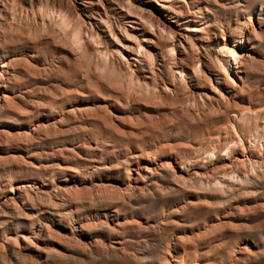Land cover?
Masks as SVG:
<instances>
[{
    "label": "rangeland",
    "instance_id": "obj_1",
    "mask_svg": "<svg viewBox=\"0 0 264 264\" xmlns=\"http://www.w3.org/2000/svg\"><path fill=\"white\" fill-rule=\"evenodd\" d=\"M14 1H17L16 4H18L20 0ZM48 1L51 2L52 0H39V4L43 6H51L54 4L57 6L59 4L58 2H60V0H54L57 2L56 4L54 1L49 4ZM76 1L81 3L82 8L77 11L80 14L79 19L81 17H83L81 19H87V12L91 8H95L106 11L110 15L117 31L116 25L122 20L125 26H129L128 28L134 24L127 22L125 19L121 20L119 15L120 12L124 11L121 10L118 3H126V0ZM90 1L92 2L89 3ZM173 1V10L178 14L180 23L176 27L177 31L179 34H189L188 36L191 38L190 41L185 43L188 49L185 52L187 55L181 56L182 63L187 65L192 61H196V59H200L201 64L199 66L203 68V72L209 78L211 77V83L215 82V73L217 70L216 58L220 55V50L224 44L220 36L224 33L235 35L234 28L238 22H242L243 20L253 22V25L258 30H256L258 34L255 37L248 36V48L244 52L247 55L246 75L242 81H239L243 90L240 97L234 103L224 108V110L222 109L223 111H218L215 107L214 112L206 113L207 117L206 114H197L194 117L193 115H189V117L182 109L186 106V103L188 105L193 101V97L197 94L196 92L205 91V89L207 90L210 87L211 84H208V80H205L203 77L197 80L194 77H188L190 88L187 89L185 86H177L174 92L167 93L161 89L163 83L171 82V77L165 70L156 73V76H154L155 74L152 75L149 71L141 70L140 72L136 70L135 76L141 78V95H139L142 97L145 96V99L140 96H133L129 100L125 99V102L124 97L126 98V95L124 96L120 92L126 93L128 91L129 80L127 78L129 70L123 64L121 65V62L118 60L109 62L104 66L94 50L87 55L71 54L67 46L63 49L54 43L33 41L37 33L21 32L20 30L18 31L20 33H18L16 31L18 33L17 35L20 36L17 38L11 51L22 53L25 58L15 69V81L8 88L17 94L19 98L18 110L25 114L24 118L32 124H40L41 127L37 130L36 134L32 135L19 134L18 136L14 132L11 134H6L4 131L0 132V241L7 237L13 238L15 235L22 237L21 235L26 234L27 236L28 232L32 229L43 228L45 229L43 232H46L47 236L44 242L39 245L42 249L41 251L44 252L43 257L51 264H75L76 259L81 255V250L86 249V246H89L90 243L92 245L91 247H98L99 245L102 246L103 243L115 242L118 236L108 231L98 221V217L102 219V214L108 213L106 209L102 208L97 212H90L85 209L84 212L76 214L73 213L72 209H74V206L71 202H68L67 196L77 194L79 191L77 194L78 198L76 199L84 202L89 198H110L111 196L109 194L113 195L114 191L120 189L122 184L127 181L121 168L122 163L125 159L129 160L136 154L141 153V163L143 162V157H146L151 162L159 163L163 159L164 161H170L172 166L170 165L171 169L168 166L159 168L156 173L157 175L153 174L149 181L150 183L152 182L150 186L156 191L160 190V192L158 191L152 198L145 197L141 198V200H136L133 209H128L123 213L131 220V223L128 225L129 227L127 226L128 228H125L123 235L126 248L130 253L141 257L144 264H156L157 257L167 248L166 243L168 244L175 236H182L186 245L190 246L194 244L197 246L199 253L204 254L205 260L209 264H264V254L261 255V253H264V7L262 6L264 5V0H259V2L258 0ZM142 2L146 4L145 0H142ZM221 4L225 7L221 6ZM142 6L145 7L144 5ZM145 11L151 14L153 12L154 15L161 14V11L154 4L151 7L152 12L148 9H145ZM185 20H189V22L184 23ZM18 23L22 25L20 21ZM188 24L197 25L202 29V33L198 32L197 34L199 36H194L195 32L187 29ZM118 33L119 35L121 34L119 31ZM238 35L240 36L239 33ZM197 37L199 38L197 39ZM103 42L112 47L110 40L106 41L104 39ZM188 43L196 44L198 49L192 47V50L187 46ZM17 44L20 45L18 46ZM194 50H197V52L194 53ZM170 62L167 60L168 65H170ZM86 66H88L87 69L90 68V70L88 69V75L86 74ZM92 70L93 73L91 72ZM117 70L119 71L117 72ZM105 71L106 73H104ZM109 73L113 75L110 76ZM231 75L236 77L233 71H231ZM82 77L84 79H81ZM144 81L149 86H153L151 88L152 91L149 87L148 89L146 87L144 88ZM156 85H158L157 87L159 89H157ZM113 86L115 88L118 87V91ZM153 89L155 90L153 91ZM144 91L146 92L144 93ZM190 91L191 93H189ZM131 93L133 94V91ZM160 93L161 95H159ZM46 97L51 98V100L49 99L50 104ZM53 98L55 100L52 101ZM117 100L120 101L121 105ZM44 105L45 107H43ZM48 106L50 108H47ZM230 107L233 108L230 109ZM239 109L245 111L242 117H240L241 120L243 118L242 121L240 120L241 122L239 121L240 118L234 117L235 111ZM109 112L113 116L109 117ZM192 117L193 119H191ZM202 117L203 119H201ZM60 118L62 121L59 120ZM11 120L19 123L22 122L21 124L24 123L20 119L11 118ZM89 122L91 123L89 124ZM82 127L85 128V131ZM26 136L28 139H24ZM239 138L241 139L240 142L238 141L240 140ZM34 140L37 141L35 142ZM50 143L53 144L51 145ZM232 150L233 152H231ZM235 154L242 159L245 158L243 159L244 166L241 165L243 163H240L242 161L236 162L232 160ZM154 155H157V158ZM257 164L261 165L256 167ZM73 165H75V168ZM225 165L232 166L226 167ZM222 166H225V168L223 167L221 169ZM175 171L176 174L174 173ZM195 171L198 173L201 172L204 175L201 173L198 175ZM174 174L178 176H174ZM180 174H183L181 178H179ZM255 174H258L261 179L258 178L257 180L256 178L258 176ZM236 177L240 181H235ZM253 177L256 178L253 179ZM212 183L216 184L212 185ZM240 183L246 185L242 186ZM221 184L222 186L220 188ZM73 186L74 188H72ZM207 187L208 189H206ZM89 188H91V192ZM111 189H113V193H111ZM102 190L105 192L99 194L98 192ZM17 193L18 195L22 194L21 196H23L27 204L22 210L16 212L19 217L16 216L10 207H5L4 205L9 202V198L12 195ZM92 194L97 196H92ZM231 194L233 195L230 196ZM28 199H32L31 202ZM57 204L60 205L57 207ZM28 215L31 216L29 217ZM31 220L34 221L32 226L29 225ZM136 221H141V228L137 227ZM226 221L229 223L227 222L226 224ZM154 223L160 224L156 228L149 227V224ZM230 228L231 230H229ZM233 228L235 229L232 230ZM236 229L237 231H235ZM203 232L205 235L202 234ZM29 242V240L23 241L20 239L12 243L10 247L6 245V247L0 248V264H8V262L2 259L4 254L6 257L8 256L6 260L38 258V251L33 248L34 245L31 246L28 244ZM231 248L235 249L233 250ZM172 249L173 252L177 251L174 248ZM242 249L244 252L241 251ZM260 251L262 252L260 253ZM234 252L235 254H233ZM188 262L189 260L187 259L186 264Z\"/></svg>",
    "mask_w": 264,
    "mask_h": 264
},
{
    "label": "bare ground",
    "instance_id": "obj_2",
    "mask_svg": "<svg viewBox=\"0 0 264 264\" xmlns=\"http://www.w3.org/2000/svg\"><path fill=\"white\" fill-rule=\"evenodd\" d=\"M41 1V0H40ZM43 1V0H42ZM54 1V0H52ZM49 2L50 3H52ZM75 1V2H74ZM67 1V0H60L57 6L53 5H41L39 4V0H20L18 4L14 0H0V132L7 133H16L18 134H36L37 130L41 127V125L32 124L28 122L24 117L25 114L19 112L18 104L19 98L17 94L9 89L8 87L11 86L15 81V69L21 64L23 59L25 58L22 53H18L15 51H11L16 43L17 38L20 35H17L19 30L21 32H33L37 33L34 37L33 41H43L45 43H54L59 48L65 49L67 46L69 52L71 54H89L91 51H95L97 56L101 59L100 62L107 65L109 62H115L114 60H118L123 64L125 68L129 70L128 72V91L126 93H122L124 96V101L129 98H133V96H140L141 94V78L135 76L136 70L149 71L152 75L156 76V73L165 70L166 73L171 77V82L163 83L162 90L163 92H174L176 87L178 86H185L187 89L190 88L188 84V77H194L197 80L200 77H203L208 84H211L210 87L205 91L196 92V96H194L193 101L182 109L185 113L189 115L196 116L197 114H209L216 110H224L227 106L231 103H234L237 98L240 97L242 94V86L239 81H242L246 75V58L247 55L244 54L247 47L248 36H256L258 34L256 32V28L253 25V22H249L247 20H243L242 22L234 23L235 28L234 31L236 32L235 35L231 34H222L220 38L224 41L223 47L220 50V55L216 58V73H215V82L211 83L212 80L203 72V68L199 65L201 64L200 59H196V61H192L190 64L184 65L182 63V57L187 55L186 44L190 41L189 34L181 33L179 34L177 31V26L179 23V16L176 11L173 10V0H145L146 4L142 2V0H126V3H118V6L124 12H120L119 15L122 19H125L127 22L134 23L130 25V28L123 24V20L120 21L119 24L116 25L118 31L121 33L119 35L118 31L115 29L114 23L110 18V15L106 11H101L99 9L91 8L87 12V19H80L78 18L80 14L77 12L81 8V3L79 1ZM82 1V0H80ZM120 1V0H119ZM202 1V0H200ZM214 1V0H213ZM217 1V0H215ZM221 1V0H220ZM47 2V1H46ZM55 4L57 3L54 1ZM53 2V3H54ZM90 1L89 3H91ZM96 2V1H95ZM104 2V1H103ZM174 2V1H173ZM186 2V1H185ZM219 2V1H218ZM217 2V3H218ZM259 2V0H258ZM216 3V4H217ZM93 4V3H92ZM150 4V5H147ZM156 5L157 9L160 10V15H154L151 11V7ZM219 4V3H218ZM144 5L145 7H143ZM188 5V4H187ZM221 6H223L221 4ZM264 7V5H262ZM189 8L188 6H186ZM225 7V6H223ZM145 9H148L152 12H146ZM260 9V8H259ZM179 10V9H178ZM189 10V9H188ZM84 12V11H83ZM190 12V11H189ZM157 13V12H156ZM205 13V12H204ZM82 15V14H81ZM164 16V17H163ZM169 16V17H168ZM173 18V19H170ZM136 19V20H135ZM260 19V18H259ZM237 20V19H236ZM253 20V19H252ZM21 22L19 24L18 22ZM189 20H185L184 23H188ZM191 22V21H190ZM230 22V21H229ZM236 22V21H235ZM18 23V24H17ZM116 24V22H115ZM229 24V23H228ZM227 24V25H228ZM187 29L192 32H195L194 36H199L197 33H202V29L199 28L197 25L188 24ZM264 27V26H263ZM186 29V28H185ZM186 29V30H187ZM260 29V28H259ZM221 30V29H220ZM227 30V28H226ZM16 31L18 33H16ZM258 31V30H257ZM261 31V30H260ZM224 32V31H223ZM240 34V36L238 35ZM23 34V33H22ZM25 35V34H24ZM31 35V34H30ZM33 35V34H32ZM193 35V34H190ZM214 35V34H213ZM180 36V38H179ZM23 37V35H22ZM26 37V36H25ZM29 37V34H28ZM33 37V36H32ZM193 37V36H192ZM262 37V36H261ZM27 38V37H26ZM195 38V37H194ZM199 37H197L198 39ZM24 39V37H23ZM30 39V38H29ZM110 40L112 43V47L108 46L103 42ZM193 39V38H192ZM215 39V38H214ZM218 39V38H217ZM256 39V38H255ZM19 40V39H18ZM195 40V39H194ZM23 41V40H22ZM29 41V40H27ZM32 42V41H31ZM103 44V45H102ZM18 45V44H17ZM20 45V44H19ZM18 45V46H19ZM48 45V44H47ZM192 49V47L198 49L197 45L192 43L187 45ZM22 47V46H21ZM47 48V47H46ZM25 49V48H24ZM39 49V48H38ZM61 50V49H60ZM180 50V51H179ZM193 50V49H192ZM195 51V50H194ZM37 52V51H36ZM35 52V53H36ZM197 50L194 52L196 53ZM93 53V52H92ZM30 54V53H29ZM37 54V53H36ZM63 56V55H62ZM93 56V55H92ZM249 56V55H248ZM251 56V55H250ZM38 57V56H37ZM193 57V59H194ZM84 58V57H83ZM158 58V62H157ZM28 59V58H27ZM78 59V58H77ZM38 60V59H36ZM72 60V59H71ZM76 60V58H75ZM97 60V59H96ZM167 60L171 61L170 65L167 64ZM251 60V59H250ZM29 61V60H28ZM60 61V60H59ZM34 62V61H33ZM38 62V61H37ZM185 62V61H184ZM189 62V61H188ZM89 63V62H88ZM137 65L134 66V64ZM252 63V62H251ZM67 65V64H66ZM87 65V64H86ZM94 65V64H93ZM117 65V64H115ZM23 66V65H22ZM38 66V65H37ZM89 66V65H88ZM86 66V69L87 67ZM35 67V66H34ZM101 67V66H100ZM111 67V66H110ZM109 67V68H110ZM251 67V66H249ZM38 68V67H37ZM41 69V68H40ZM79 69V68H78ZM81 69V68H80ZM85 69V71H86ZM90 70V68H88ZM88 69L86 74L88 75ZM103 69V68H102ZM101 69V70H102ZM112 69V68H111ZM114 69V68H113ZM123 69V68H118ZM83 70V69H82ZM100 70V69H99ZM106 70V68H105ZM116 70V69H115ZM57 71V70H56ZM55 71V72H56ZM84 71V70H83ZM96 71V70H95ZM119 70H117L118 72ZM231 71H233L234 76L231 75ZM251 71V70H250ZM38 72V70H37ZM93 73V70L91 71ZM90 72V73H91ZM109 72V70H108ZM126 72V71H125ZM84 73V72H83ZM106 73V71L104 72ZM113 73V72H112ZM54 74V73H53ZM52 74V75H53ZM76 74V72H75ZM85 74V73H84ZM110 74V73H109ZM122 74V73H121ZM108 75V74H106ZM105 75V76H106ZM113 74H110L112 76ZM146 75V74H145ZM55 76V75H54ZM118 76V75H117ZM149 76V75H148ZM119 77V76H118ZM141 77V76H140ZM145 77V76H144ZM54 78V77H53ZM101 78V77H100ZM81 79H84L83 77ZM105 79V78H104ZM87 80V79H86ZM117 80V77H116ZM115 80V81H116ZM154 80V78H153ZM169 80V79H168ZM193 80V79H192ZM85 81V80H84ZM119 81V80H118ZM143 81V80H142ZM155 81V80H154ZM190 81V80H189ZM112 82V81H111ZM157 82V81H156ZM155 82V83H156ZM159 82V81H158ZM194 82V81H193ZM50 83V82H49ZM121 83V82H120ZM126 83V82H125ZM152 83V80H151ZM123 84V83H122ZM109 85V84H108ZM115 85V84H114ZM120 85V84H119ZM116 85V86H119ZM126 85V84H125ZM154 85V84H153ZM193 85V84H192ZM39 86V85H38ZM46 86V85H45ZM158 85H156L157 87ZM149 87L151 90V85L149 86L146 81H144V88ZM160 87V86H159ZM45 88V87H44ZM87 88V87H86ZM112 88V87H111ZM113 88L116 90L118 87ZM121 88V87H119ZM125 88V87H124ZM184 88V87H183ZM185 88V89H186ZM46 89V88H45ZM95 89V88H93ZM157 89H159L157 87ZM182 89V87H181ZM21 90V89H20ZM96 90V89H95ZM133 91V94L131 93ZM143 90V89H142ZM149 90V91H150ZM155 89H153L154 91ZM196 90V89H195ZM26 91V90H25ZM74 91V90H73ZM71 91V92H73ZM118 91V89H117ZM152 91V90H151ZM150 91V92H151ZM161 91V90H159ZM98 92V91H97ZM146 91H144L145 93ZM22 93V92H21ZM74 93V92H73ZM96 93V92H95ZM143 93V92H142ZM148 93V92H147ZM146 93V95H147ZM158 93V92H157ZM191 93V91L189 92ZM195 93V92H194ZM67 94V93H66ZM140 94V95H139ZM151 94V93H150ZM171 94V93H170ZM193 94V93H192ZM21 95V94H20ZM84 95V94H83ZM112 95V94H111ZM161 95V93L159 94ZM173 95V94H171ZM24 96V95H23ZM152 96V94H151ZM150 96V99H151ZM157 96V94H156ZM165 96V95H164ZM142 97V96H140ZM145 97V96H144ZM142 97V98H144ZM163 97V96H162ZM168 97V96H167ZM170 97V96H169ZM45 98V97H44ZM48 97H46L47 99ZM104 98V97H102ZM149 98V97H148ZM154 98V97H153ZM159 98V97H157ZM28 99V98H25ZM48 98V103H49ZM126 99V100H125ZM145 99V98H144ZM155 99V98H154ZM152 99V100H154ZM40 100V99H39ZM55 100L54 98L52 101ZM133 100V99H132ZM137 100V99H136ZM147 100V99H146ZM157 100V99H155ZM38 101V100H37ZM47 101V100H46ZM50 101V102H52ZM118 101V100H117ZM149 101V100H148ZM32 102V101H31ZM30 102V103H31ZM41 102V101H40ZM124 102V103H125ZM131 102V101H130ZM135 102V101H133ZM147 102V101H146ZM156 102V101H154ZM42 103V102H41ZM38 103V104H41ZM44 103V102H43ZM47 103V102H46ZM96 103V102H95ZM120 104V101H118ZM123 103V104H124ZM132 103V102H131ZM140 103V102H138ZM159 103V102H156ZM245 103V102H244ZM243 103V104H244ZM29 104V103H28ZM33 104V103H32ZM50 104V103H49ZM82 104V103H81ZM87 104V103H86ZM130 104V103H129ZM152 104V103H150ZM47 105V104H45ZM45 105L43 107H45ZM76 105V104H75ZM121 105V104H120ZM125 105V104H124ZM184 105V104H183ZM33 106V105H32ZM37 106V104H36ZM84 106V105H83ZM104 106V105H103ZM102 106V107H103ZM127 106V105H126ZM147 106V105H145ZM149 106V105H148ZM153 106V105H150ZM248 106V105H247ZM75 107V106H74ZM79 107V106H78ZM93 107V106H92ZM95 107V106H94ZM100 107V106H99ZM128 107V106H127ZM175 107V106H172ZM171 107V108H172ZM182 107V106H181ZM234 107V106H233ZM233 107H230L233 108ZM20 108V107H19ZM47 108H50L49 106ZM86 108V107H85ZM96 108V107H95ZM241 108V107H240ZM253 108V107H252ZM21 109V108H20ZM23 109V108H22ZM56 109V108H55ZM71 109V108H70ZM79 109V108H77ZM229 109V111H231ZM236 109V107H235ZM238 109V108H237ZM76 110V109H75ZM178 110H180L178 108ZM222 110V111H223ZM29 111V110H28ZM79 111V110H78ZM110 111V110H109ZM114 111V110H113ZM23 112V111H22ZM27 112V111H26ZM44 112V111H43ZM232 112V111H231ZM243 109H239L235 111V115L237 118L242 117ZM29 113V112H28ZM27 113V114H28ZM82 113V111H81ZM117 113V112H116ZM175 113V111H174ZM64 114V113H63ZM173 114V113H172ZM206 114V117H207ZM218 114V113H217ZM234 114V113H233ZM69 116V114H67ZM77 115V114H76ZM86 115V114H85ZM123 115V114H122ZM176 115V114H175ZM212 115V114H211ZM223 115V114H222ZM63 116V115H62ZM104 116V115H103ZM113 116L109 112V117ZM116 116V115H115ZM184 116V115H183ZM214 116V115H212ZM60 117V116H59ZM65 117V116H64ZM63 117V118H64ZM75 117V116H74ZM81 117V116H80ZM99 117V116H98ZM120 117V116H119ZM176 117V116H175ZM186 117V116H185ZM184 117V118H185ZM190 117V116H189ZM193 117L191 119H193ZM201 117V116H200ZM11 118L20 119L24 121V125L21 124L22 122H17L11 120ZM44 118V117H43ZM69 118V117H68ZM118 118V117H117ZM132 118V117H131ZM188 118V117H187ZM25 119V120H24ZM31 119V118H30ZM111 119V118H110ZM130 119V118H129ZM190 119V121H191ZM203 119V117L201 118ZM55 120V119H54ZM61 120V118L59 119ZM58 120V121H59ZM88 120V119H87ZM133 120V119H132ZM139 120V119H137ZM232 120V119H230ZM241 118L239 119V121ZM243 120V118H242ZM241 120V121H242ZM250 120V119H249ZM62 121V120H61ZM86 121V120H85ZM134 121V120H133ZM132 121V122H133ZM207 121V120H206ZM240 121V122H241ZM69 122V121H68ZM113 122V121H112ZM193 122V121H192ZM191 122V123H192ZM249 122V121H248ZM55 123V122H54ZM91 122H89L90 124ZM138 123V122H137ZM49 124V123H48ZM47 124V125H48ZM87 124V125H89ZM140 124V123H139ZM233 124V123H232ZM43 125V124H42ZM55 125V124H54ZM83 125V124H82ZM189 125V124H188ZM227 125V124H226ZM52 126V125H51ZM59 126V125H58ZM84 126V125H83ZM6 127V128H4ZM44 127V125H43ZM46 127V126H45ZM89 127V126H88ZM217 127V126H216ZM232 127V126H231ZM74 128V126H73ZM85 131V128L82 127ZM234 128V126H233ZM62 129V128H61ZM82 129V130H83ZM219 129V127H218ZM217 129V130H218ZM74 130V129H73ZM77 130V129H76ZM78 131V130H77ZM91 131V130H90ZM89 131V132H90ZM238 131V130H237ZM83 132V131H82ZM154 132V131H153ZM160 132V129H159ZM163 132V131H162ZM221 132V131H220ZM62 133V131H61ZM66 133V132H65ZM251 133V132H250ZM54 134V133H53ZM52 134V135H53ZM75 134V133H74ZM82 134V133H81ZM86 134V133H84ZM208 134V133H207ZM51 135V136H52ZM78 135V134H77ZM76 135V136H77ZM225 135V134H224ZM237 135V134H236ZM253 135V134H252ZM1 136V133H0ZM4 136V135H3ZM7 136V135H6ZM42 136V135H41ZM40 136V137H41ZM251 136V135H250ZM22 137V136H21ZM34 137V136H33ZM48 137V136H47ZM242 137V136H241ZM8 138V137H7ZM19 138V137H18ZM57 138V136H56ZM94 138V137H93ZM264 138V137H263ZM24 139H28L27 136ZM51 139V138H50ZM55 139V138H54ZM110 139V138H109ZM209 139V138H208ZM227 139V138H226ZM232 139V138H231ZM230 139V140H231ZM240 139V138H239ZM252 139V138H251ZM5 140V138H4ZM31 140V139H30ZM48 140V139H47ZM63 140V139H62ZM98 140V139H97ZM104 140V139H103ZM228 140V139H227ZM35 141V140H34ZM37 141V140H36ZM35 141V142H36ZM50 141V140H49ZM235 141V140H234ZM239 142L241 141L238 140ZM249 141V140H248ZM27 142V141H26ZM58 142V141H57ZM169 142V141H168ZM227 142V141H226ZM237 142V141H236ZM251 142V141H250ZM30 143V141H29ZM28 143V145H29ZM38 143V142H37ZM78 143V142H77ZM163 143V142H162ZM230 143V142H229ZM248 143V142H247ZM262 143V142H260ZM264 143V142H263ZM31 144V143H30ZM51 144V143H50ZM53 144V143H52ZM51 144V145H52ZM83 144V142H82ZM81 144V145H82ZM235 144V143H234ZM238 144V142H237ZM240 144V143H239ZM252 144V143H251ZM59 145V144H57ZM184 145V144H183ZM243 145V144H242ZM27 146V145H26ZM33 146V145H32ZM76 146V145H74ZM137 146V145H136ZM236 146V145H235ZM239 146V145H237ZM241 146V145H240ZM263 146V145H262ZM39 147V146H38ZM60 147V146H59ZM214 147V146H213ZM243 147V146H241ZM240 147V148H241ZM27 148V147H26ZM75 148V147H74ZM107 148V147H106ZM50 149V148H49ZM66 149V148H65ZM70 149V148H69ZM73 149V148H72ZM234 149V147H233ZM6 150V149H5ZM20 150V149H19ZM26 150V149H25ZM29 150V149H28ZM42 150V149H41ZM61 150V149H60ZM235 150V149H234ZM248 150V149H247ZM17 151V149H16ZM68 151V150H67ZM70 151V150H69ZM72 151V150H71ZM111 151V150H110ZM169 151V150H168ZM205 151V149H204ZM216 151V150H215ZM228 151V150H227ZM244 151V150H243ZM1 152V151H0ZM39 152V151H38ZM233 152V150L231 151ZM6 153V152H5ZM57 153V152H56ZM77 153V152H76ZM210 153V152H209ZM11 154V153H10ZM59 154V153H58ZM161 154V153H160ZM206 154V153H205ZM227 154V153H226ZM232 154V153H231ZM247 154V153H246ZM24 155V154H23ZM28 155V153H26ZM146 155V154H145ZM158 155V154H157ZM157 155L156 156L157 158ZM210 155V154H209ZM244 155V153H243ZM11 156V155H9ZM15 156V155H14ZM71 156V155H70ZM76 156V155H75ZM150 156V155H149ZM159 156V155H158ZM205 156V155H204ZM233 156V155H232ZM245 156V155H244ZM13 157V156H11ZM23 157V156H22ZM48 157V156H47ZM78 157V156H76ZM65 158V156H64ZM70 158V157H69ZM136 158V159H134ZM145 158V159H144ZM150 159V157H148ZM250 158V157H249ZM8 159V158H7ZM42 159V158H41ZM74 159V158H73ZM77 159V158H76ZM92 159V158H91ZM245 159V158H243ZM243 159L240 156H233L232 160L236 162L242 161ZM38 160V159H37ZM65 160V159H64ZM169 160V159H168ZM71 161V160H70ZM88 161V160H87ZM143 162L141 163V153L136 154L131 159H125L122 163L121 168L123 173L127 179L126 182L122 184L120 189H116L113 193V189H111V193L109 194L111 197L108 199L104 198H89L87 201H82L78 198L77 194H70L67 196L68 202L73 204L74 209L73 213L79 214L84 212L86 209L90 212H97L100 209H106L108 213L102 214V219L98 217V221H100L104 228L108 231L116 234L118 237L115 242L112 243H103L102 246L98 247H91L90 245L86 246V249L81 250V255L78 259H76L75 264H144V261L141 257L130 253L125 245V241L123 238L125 228L131 223V220L126 217L123 213L128 209H133L134 204H136V200H141V198L145 197H154V195L160 190H154L150 185L149 182L153 174L158 172L159 168L162 167H169L171 169V162L170 161H163L162 162H151L146 157H143ZM161 161V160H160ZM225 161V160H224ZM12 162V161H9ZM36 162V161H35ZM40 162V161H39ZM75 162V161H74ZM73 162V163H74ZM93 162V161H92ZM97 162V161H96ZM176 162V161H175ZM260 162V161H259ZM15 163V162H14ZM44 163V162H43ZM53 163V162H52ZM67 163V162H66ZM230 163V162H229ZM105 164V163H104ZM220 164V163H219ZM12 165V164H11ZM45 165V164H44ZM171 165V166H170ZM174 165V164H173ZM176 165V164H175ZM185 165V164H184ZM235 165V163H234ZM241 165H245L244 163ZM254 165V163H253ZM261 165V164H260ZM256 165V167L260 166ZM9 166V163H8ZM70 166V165H69ZM68 166V167H69ZM75 168V165H73ZM85 166V165H83ZM114 166V165H113ZM228 167L229 165H225ZM225 166H222L225 168ZM232 166V165H230ZM229 166V167H230ZM10 167V166H9ZM29 167V166H28ZM54 167V166H53ZM67 167V166H66ZM67 167V168H68ZM212 167V166H211ZM70 168V167H69ZM113 168V167H111ZM208 168V167H207ZM79 169V168H78ZM173 169V168H172ZM178 169V168H177ZM202 169V168H201ZM209 169V168H208ZM229 169V168H228ZM253 169V168H252ZM258 169V168H257ZM256 169V170H257ZM1 170V169H0ZM34 170V169H33ZM51 170V169H50ZM72 170V169H71ZM75 170V169H74ZM259 170V169H258ZM257 170V171H258ZM11 171V170H10ZM43 171V170H42ZM56 171V170H55ZM68 171V170H66ZM87 171V170H86ZM85 171V172H86ZM174 171V170H173ZM204 171V169H203ZM26 172V171H25ZM46 172V171H45ZM90 172V171H89ZM198 173L197 171H195ZM244 172V171H243ZM242 172V173H243ZM252 172V171H251ZM256 172V171H255ZM260 172V171H259ZM38 173V172H37ZM42 173V172H41ZM176 174V171L174 172ZM190 173V172H189ZM201 173V172H199ZM198 173V175H199ZM208 173V172H207ZM250 173V172H249ZM257 173V172H256ZM30 174V173H29ZM174 176H178L175 175ZM179 174V173H178ZM204 175L203 173H201ZM200 174V176H201ZM245 174V173H243ZM253 174V172H252ZM264 174V173H263ZM262 174V175H263ZM17 175V174H16ZM39 175V174H38ZM37 175V176H38ZM44 175V174H43ZM50 175V174H49ZM157 175V174H156ZM183 174H180V177ZM210 175V174H209ZM251 175V174H250ZM258 176V174H255ZM36 176V175H35ZM57 176V174H56ZM65 176V175H64ZM173 176V175H172ZM223 176V175H222ZM226 176V175H225ZM232 176V175H231ZM237 176V175H236ZM241 176V175H240ZM239 176V177H240ZM23 177V176H22ZM60 177V176H59ZM62 177V176H61ZM84 177V176H83ZM213 177V176H212ZM224 177V176H223ZM235 177V175H234ZM233 177V178H234ZM243 177V176H241ZM249 177V176H248ZM264 177V176H263ZM10 178V177H7ZM14 178V177H13ZM40 178V177H38ZM37 178V179H38ZM184 178V177H182ZM227 178H229L227 176ZM256 177H253V179ZM261 179L259 176L256 178L257 180ZM3 179V178H2ZM6 179V178H5ZM51 179V178H50ZM188 179V178H186ZM221 179V178H220ZM230 179H232L230 177ZM248 179V178H247ZM246 179V180H247ZM11 180V179H10ZM9 180V181H10ZM81 180V179H80ZM178 180V179H177ZM181 180V179H180ZM223 180V178H222ZM233 180V179H232ZM231 180V181H232ZM240 179H235V181ZM21 181V180H20ZM33 181V180H32ZM102 181V179H101ZM190 181V180H189ZM216 181V180H215ZM230 181V183H231ZM27 182V181H26ZM25 182V183H26ZM52 182V181H51ZM71 182V181H70ZM93 182V181H92ZM114 182V181H113ZM185 182V181H183ZM218 182V181H217ZM250 182V181H249ZM4 183V182H3ZM2 183V184H3ZM187 183V182H186ZM220 183V182H219ZM222 183V182H221ZM229 183V184H230ZM245 183V182H243ZM248 183V182H247ZM40 184V183H39ZM63 184V183H62ZM68 184V183H67ZM91 184V183H90ZM106 184V183H105ZM178 184V183H177ZM216 183H212V185ZM226 184V183H225ZM249 184V183H248ZM157 185V184H156ZM180 185V184H178ZM201 185V184H200ZM199 185V187H200ZM203 185V183H202ZM208 186V184H206ZM242 185V183H240ZM246 185V184H243ZM242 185V186H243ZM250 185V184H249ZM253 185V184H252ZM3 186V185H2ZM24 186V185H23ZM108 186V185H107ZM117 186V185H116ZM198 186V185H197ZM205 186V185H204ZM217 186V185H216ZM222 184L220 185L221 188ZM224 186V185H223ZM239 186V184H238ZM241 186V187H242ZM102 187V186H101ZM100 187V188H101ZM159 187V186H157ZM246 187V186H244ZM253 187V186H252ZM40 188V187H39ZM71 188V186H70ZM69 188V189H70ZM74 188V186L72 187ZM109 188V187H108ZM118 188V187H117ZM161 188V187H159ZM213 188V187H211ZM5 189V188H4ZM17 189V188H16ZM66 189V188H65ZM90 192H91V188ZM95 189V188H94ZM104 189V188H103ZM189 189V188H188ZM208 189V187L206 188ZM240 189V186H239ZM242 189V188H241ZM252 189V188H251ZM254 189V188H253ZM256 189V188H255ZM68 190V189H67ZM66 190V191H67ZM72 190V189H70ZM74 190V189H73ZM105 190V189H104ZM163 190V188H162ZM161 190V191H162ZM167 190V189H166ZM165 190V192H166ZM190 190V189H189ZM195 190V189H192ZM4 191V190H3ZM59 191V189H58ZM64 191V190H63ZM85 191V190H84ZM109 191V190H108ZM107 191V192H108ZM197 191V190H195ZM218 191V190H217ZM231 191V190H230ZM69 192V191H68ZM98 192V191H97ZM96 194H100L103 192H98ZM105 192V191H104ZM103 192V193H104ZM110 192V191H109ZM164 192V191H163ZM199 192V191H198ZM9 193V192H8ZM14 194V192H12ZM25 193V192H24ZM81 193V192H80ZM89 193V192H88ZM197 193V192H196ZM82 194V193H81ZM80 194V195H81ZM85 194V193H84ZM95 194V193H94ZM9 195V194H8ZM22 194H15L10 195L9 202L5 205L10 207L14 213L22 210L26 207V202ZM79 195V196H80ZM87 195V193H86ZM91 195V194H90ZM105 195V194H104ZM108 195V197H109ZM160 195V194H159ZM162 195V194H161ZM208 195V193H207ZM231 194L230 196H232ZM7 196V195H6ZM62 196V194H61ZM64 196V195H63ZM85 196V195H84ZM92 196H97L93 195ZM164 196V195H163ZM37 197V195H36ZM56 197V196H55ZM162 197V196H161ZM165 197V196H164ZM31 198V197H30ZM52 198V197H51ZM61 198V197H60ZM66 198V197H65ZM80 198V197H79ZM207 198V196H206ZM40 199V198H39ZM82 199V198H81ZM155 199V198H154ZM165 199V198H164ZM216 199V198H215ZM7 200V199H6ZM29 200V199H28ZM32 200V199H31ZM31 200H29L31 202ZM35 200V199H34ZM163 200V199H162ZM61 201V200H60ZM188 201V200H187ZM207 201V200H206ZM33 202V201H32ZM192 202V200H191ZM197 202V201H196ZM202 202V201H201ZM200 202V203H201ZM47 203V202H46ZM186 203V202H185ZM184 203V204H185ZM199 203V202H198ZM203 203V202H202ZM50 204V203H49ZM48 204V205H49ZM195 204V202H194ZM241 204V203H240ZM51 205V204H50ZM54 205V204H53ZM60 204H57V207ZM39 206V205H38ZM206 206V204H205ZM239 206V205H238ZM248 206V205H247ZM4 207V208H5ZM50 207V206H49ZM172 207V206H171ZM237 207V206H236ZM250 208V206H248ZM253 207V206H252ZM251 207V208H252ZM256 207V206H255ZM263 207V206H262ZM3 208V207H2ZM138 208V207H137ZM240 208V207H239ZM7 209V208H6ZM47 209V208H46ZM191 209V208H190ZM195 210V208H193ZM244 210V209H242ZM251 210V209H250ZM248 210V211H250ZM263 210V209H262ZM44 211V210H42ZM254 211V210H253ZM58 213V212H57ZM208 213V212H207ZM242 213V212H241ZM26 214V212H25ZM31 214V213H30ZM41 214V213H40ZM56 214V213H54ZM64 214V213H63ZM9 216V215H8ZM17 216V214H16ZM29 216V215H28ZM31 216V215H30ZM29 216V217H30ZM35 216V215H34ZM39 216V215H38ZM12 217V216H11ZM19 217V216H17ZM22 217V216H21ZM147 217V216H146ZM9 218V217H8ZM13 218V217H12ZM25 218V217H23ZM34 218V217H33ZM104 218V219H103ZM92 219V218H91ZM36 220V219H35ZM62 220V219H61ZM68 220V219H67ZM238 220V219H237ZM52 221V220H51ZM64 221V220H63ZM162 221V220H160ZM261 221V220H260ZM39 222V221H38ZM69 222V221H68ZM89 222V221H88ZM135 222V221H134ZM213 222V221H212ZM228 221H226L227 224ZM263 222V221H262ZM34 221L31 220L29 225H33ZM49 223V222H48ZM85 223V222H84ZM83 223V224H84ZM99 223V222H98ZM161 223V222H160ZM160 223L149 224V227L156 228L159 226ZM167 223V221H166ZM171 223V222H170ZM229 223V222H228ZM264 223V222H263ZM43 224V223H42ZM92 224V223H91ZM95 224V222H94ZM183 224V223H182ZM231 224V223H230ZM235 226L236 224L233 223ZM239 224V223H238ZM237 224V225H238ZM41 225V224H40ZM136 225L138 228H141V221H136ZM148 225V224H147ZM169 225V223H168ZM167 225V226H168ZM173 225V224H170ZM206 225V223H205ZM99 226V225H98ZM234 226V227H235ZM38 227V226H37ZM80 227V226H79ZM102 227V226H100ZM129 227V226H128ZM127 227V228H128ZM232 227V226H231ZM56 228V227H55ZM99 228V227H98ZM204 228V227H203ZM217 228V227H216ZM252 228V227H251ZM257 228V227H256ZM28 229V228H27ZM30 229V228H29ZM233 228L232 230H234ZM9 230V229H8ZM43 228L41 229H32L26 234L21 235L22 237L15 235L13 238H4L0 241V248H4L7 246L10 247L12 243L22 239L23 241L29 240L31 246L38 251V258L34 259H13V260H6V255L4 252V257L2 258L8 264H51L45 257H43V253L40 248L41 243L44 242L45 237L47 236L46 232H43ZM100 230V229H99ZM165 230V229H163ZM205 230V229H204ZM231 230V228L229 229ZM5 231V230H4ZM55 231V230H54ZM70 231V230H69ZM98 231V230H97ZM106 231V230H105ZM207 231V230H206ZM205 231V232H206ZM237 231V229L235 230ZM25 232V231H24ZM109 232V233H110ZM210 232V231H208ZM5 233V232H4ZM58 234H60L57 231ZM91 233V232H90ZM172 233V232H171ZM195 233V232H194ZM49 234V233H48ZM192 234V233H191ZM204 234V232L202 233ZM201 234V235H202ZM260 234V233H259ZM58 236L57 234H55ZM193 235V234H192ZM205 235V234H204ZM163 236V235H162ZM161 236V237H162ZM199 236V235H198ZM6 237V235H5ZM60 237V236H59ZM64 237V236H63ZM145 237V236H144ZM169 237V236H168ZM192 237V236H191ZM261 238V236H259ZM85 238V237H84ZM164 238V237H163ZM50 239V238H49ZM169 241V239L166 237ZM171 239V237H170ZM182 236H175L172 240L168 242L166 250L160 254L156 259V264H186L187 259L189 260L188 264H209L205 260V256L202 253H199L198 248L196 245L191 244L190 246L184 243ZM201 239H203L201 237ZM207 239V238H206ZM221 239V238H220ZM61 240V239H60ZM78 240V238H77ZM96 240V239H95ZM200 240V238H199ZM52 241V240H51ZM55 241V240H54ZM82 241V240H81ZM188 241V240H187ZM202 241V240H201ZM220 241V240H219ZM95 242V241H94ZM102 242V241H101ZM186 242V241H185ZM208 242V241H207ZM20 243V242H19ZM59 243V242H58ZM84 243V242H83ZM223 243V242H222ZM67 244V243H66ZM73 244V243H72ZM93 244V241H92ZM97 244V243H96ZM228 244V243H227ZM17 245V244H16ZM21 245V244H20ZM62 245V244H61ZM237 245V244H236ZM248 245V244H247ZM19 246V245H17ZM82 246V245H81ZM227 246V245H226ZM8 247V248H9ZM14 247V246H13ZM84 247V246H83ZM233 247V246H232ZM20 248V247H18ZM73 248V247H72ZM176 249V252H173V249ZM240 248V247H239ZM243 248V247H242ZM83 249V248H81ZM235 249V248H231ZM237 249V248H236ZM241 249V248H240ZM248 250V248H246ZM3 250V249H2ZM1 250V251H2ZM44 250V249H43ZM75 250V249H74ZM78 250V249H77ZM222 250V249H221ZM229 250V249H228ZM231 250V251H233ZM263 250V249H262ZM5 251V249H4ZM50 251V250H48ZM47 251V252H48ZM244 252V250H241ZM250 251V250H249ZM264 251V250H263ZM13 252V251H12ZM226 252V251H225ZM229 252V251H228ZM252 252V251H251ZM257 252V251H256ZM255 252V253H256ZM262 251H260L261 253ZM21 253V252H20ZM49 253V252H48ZM53 253V252H52ZM56 253V252H55ZM60 253V252H58ZM79 253V252H78ZM237 253V252H236ZM61 254V253H60ZM232 255L231 253H229ZM235 254V252L233 253ZM248 254V253H246ZM250 254V253H249ZM264 253H261V255ZM22 255V254H20ZM79 255V254H78ZM230 255H228L230 257ZM253 255V254H251ZM256 255V254H255ZM24 256V254H23ZM63 257V256H62ZM21 258V257H20ZM68 258V257H67ZM249 258V257H247ZM66 259V258H65ZM228 259V258H227ZM246 259V258H245ZM256 260V259H254ZM3 261V262H4ZM247 261V260H245ZM229 262V261H228ZM234 262V261H233ZM226 263V262H225ZM221 264V263H219Z\"/></svg>",
    "mask_w": 264,
    "mask_h": 264
}]
</instances>
